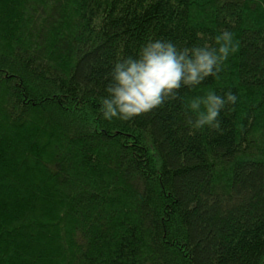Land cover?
Listing matches in <instances>:
<instances>
[{"label": "trees", "instance_id": "1", "mask_svg": "<svg viewBox=\"0 0 264 264\" xmlns=\"http://www.w3.org/2000/svg\"><path fill=\"white\" fill-rule=\"evenodd\" d=\"M223 28L218 78L100 117L118 54ZM209 89L236 102L190 134L182 98ZM0 264H264L260 0H0Z\"/></svg>", "mask_w": 264, "mask_h": 264}, {"label": "clouds", "instance_id": "2", "mask_svg": "<svg viewBox=\"0 0 264 264\" xmlns=\"http://www.w3.org/2000/svg\"><path fill=\"white\" fill-rule=\"evenodd\" d=\"M260 3L264 5V0ZM196 35L201 43L192 45L147 36L135 55L118 54L111 61L103 95L97 101L100 117L127 121L177 99L181 88L192 91L207 78H218L236 51L233 32L223 28L211 37V43L206 33ZM236 99L231 90L217 94L212 89L182 98L191 117L185 121L190 134L204 128L222 131L219 117Z\"/></svg>", "mask_w": 264, "mask_h": 264}]
</instances>
